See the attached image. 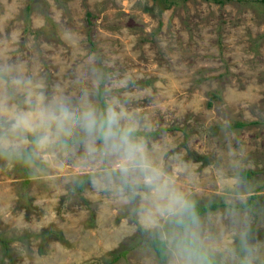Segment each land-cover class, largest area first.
<instances>
[{"label": "rangeland", "instance_id": "374dc122", "mask_svg": "<svg viewBox=\"0 0 264 264\" xmlns=\"http://www.w3.org/2000/svg\"><path fill=\"white\" fill-rule=\"evenodd\" d=\"M100 91L114 130L142 146L139 164L105 144ZM63 106L94 110L97 128L41 123ZM24 117L34 130L17 126ZM0 150L21 157L0 152V236L14 264H111L123 251L115 264H183L185 239L217 264H264V3L0 0ZM164 185L192 208L250 204L183 228L190 214H161Z\"/></svg>", "mask_w": 264, "mask_h": 264}, {"label": "clouds", "instance_id": "9594fccd", "mask_svg": "<svg viewBox=\"0 0 264 264\" xmlns=\"http://www.w3.org/2000/svg\"><path fill=\"white\" fill-rule=\"evenodd\" d=\"M39 119L41 123L54 122L60 131L69 135L71 134L73 126H80L89 134L97 128V115L92 109L84 111L77 116L67 106H63L58 112L41 111L39 113ZM118 121V115L113 110L109 109L106 119L107 128L103 132L105 144L111 141V148L114 151L122 152L127 162L134 165L139 164L140 160H138L137 154H142L143 148L141 145L132 143L128 138L127 132L118 135L117 131L114 130L118 127ZM20 125H23L26 129L34 130L32 122L28 117L18 120L17 126ZM101 127L103 128V126ZM47 140L48 136L45 135L41 138L40 142L45 143ZM153 179H155V177H150L149 183H151ZM156 195L159 200L165 201L160 208L161 214L168 213L179 217L191 214V204L175 189H169L167 185H164L156 189ZM194 244L195 241L193 240V246H189L188 244H182L180 246L183 264H199L200 257L195 250Z\"/></svg>", "mask_w": 264, "mask_h": 264}, {"label": "trees", "instance_id": "16d2710c", "mask_svg": "<svg viewBox=\"0 0 264 264\" xmlns=\"http://www.w3.org/2000/svg\"><path fill=\"white\" fill-rule=\"evenodd\" d=\"M207 1H212V2H216V3H219V4H224L225 2H228L229 0H207ZM262 2L264 3V0H262ZM104 95V92L103 91H100L99 92V100H100V103H99V107H100V110H101V117H100V124L101 126H103V128L101 127V136L103 137V132L104 130H106L107 128V124H106V119H107V104H106V101L103 97ZM237 126L239 127H245L247 126L246 123H238ZM139 133H135L134 135H138ZM155 133H153L152 135H154ZM1 154L3 153V155L5 157H9L11 158L12 160H14V162H18L21 160V157L19 155H16V154H10L8 152H3L1 151ZM25 170L29 171L30 169L29 168H25ZM254 174V172H250V171H245L243 173V176L248 179L250 178L252 175ZM89 177H85L83 179V181L81 182V185H80V188L81 190L84 188V184L86 182V180L88 179ZM252 199H250V201H252ZM248 204L250 203H246L244 205H226V204H221V203H212V204H209V205H204V206H194L191 210V214L189 215L187 221L182 225L183 228H185L189 223H191L193 220L199 218L200 216L206 214V213H209V212H216L217 210H219L220 208L222 207H228V208H233V209H240V208H246L248 206ZM94 216H92L93 218ZM136 221V220H135ZM139 230L140 232H144V229L143 227L139 226ZM48 234H52L56 239L58 240H62L63 239V234L59 231H55V232H48L46 233V235ZM45 234L42 236L43 240L47 239V237ZM24 238H26L25 236H21L18 240H23ZM11 243V241H7L5 239H3L1 236H0V244L3 245V250H2V257H0V264H14V262L12 261V258L10 256V248H9V244ZM184 244H188L189 246H193L192 245V241L189 240V239H185L183 241ZM150 246L152 247V249L155 251L157 257L160 259V260H165L166 259V250H167V242L165 240H162L158 237H153L150 241ZM194 247H195V250L197 251L198 255L200 257L203 258V262L204 264H217V262L214 260V258L209 255L208 253H206L205 251H203L200 247H198L196 244H194ZM127 256V252L126 251H123V252H120L118 254H115V256L113 257L112 261H111V264H115L117 262L120 261L121 258H125ZM10 260V261H8Z\"/></svg>", "mask_w": 264, "mask_h": 264}]
</instances>
